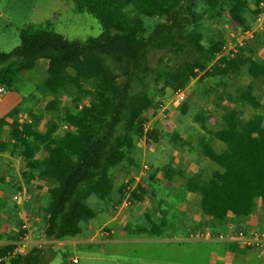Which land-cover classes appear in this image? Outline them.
Returning a JSON list of instances; mask_svg holds the SVG:
<instances>
[{
    "label": "trees",
    "instance_id": "trees-1",
    "mask_svg": "<svg viewBox=\"0 0 264 264\" xmlns=\"http://www.w3.org/2000/svg\"><path fill=\"white\" fill-rule=\"evenodd\" d=\"M197 1L83 0L84 9L101 24L97 37L81 44L39 25L27 24L19 30V44L9 52L0 51V84L5 89L13 88L17 74L38 66L47 74L45 90L53 94L64 87L75 90L70 107L60 106L57 98H48L44 112L50 120L43 133L35 131L39 119L33 117V125H9L13 142L8 143L3 139L7 123L0 119V153L19 148L23 161L40 166L39 174L53 184L51 199L44 209L42 238L65 240L80 234V222L94 216L89 199H110L113 170L123 163L137 166L133 159L136 137L145 135L157 142L152 130H144L156 114L155 103L143 88L153 72L154 81H162V89L170 87L173 91L198 74L204 81L198 100L202 112L194 116L201 134L192 144L175 138L181 147L213 163L208 173L184 178L186 190L200 196L202 212L220 225L233 211L248 217L256 201L264 199V107L257 101L260 90L254 82L264 78V64L245 51L213 62L221 45H201ZM201 1L210 20L217 23L224 8L222 2ZM259 1L255 0V5ZM228 6L230 19L244 27L242 13L247 2L230 0ZM141 17L163 21L145 34ZM187 27L193 29L187 31ZM184 41L191 43L199 59L169 62L159 58L156 67L150 68L149 52L178 58ZM261 43L264 47V35ZM239 74L247 75L252 84L236 87L232 94L227 81ZM229 93L252 108L254 115L244 119L236 105L226 107L223 102ZM84 96H88L87 101H83ZM138 101L141 105L136 108ZM205 103L211 105L210 110L204 108ZM188 107L184 103L182 113ZM212 113L221 122L215 132L206 127ZM63 123L70 129L55 136ZM218 143L224 148L220 149ZM39 151L45 156L41 163H35L33 158ZM165 168L167 172L170 169ZM170 178L166 175V179ZM143 193V188L133 190L130 201L139 200ZM14 248V242L0 247V264L5 259L9 264H42L47 254L37 246L17 254H13Z\"/></svg>",
    "mask_w": 264,
    "mask_h": 264
},
{
    "label": "crops",
    "instance_id": "crops-1",
    "mask_svg": "<svg viewBox=\"0 0 264 264\" xmlns=\"http://www.w3.org/2000/svg\"><path fill=\"white\" fill-rule=\"evenodd\" d=\"M251 55L264 64L259 55ZM35 68L38 66L31 70ZM66 73L70 77L71 73ZM260 79L254 82L260 90L257 101L264 107V95L259 85L261 82L264 84V79ZM247 84H252V81L245 74H239L230 82L233 89ZM12 89L0 93V119L7 123L3 139L8 143L13 142L9 129L12 123L21 127L33 125V117H36L39 121L34 125L35 131L45 132L50 116L46 113L42 116L35 113V116L33 111L39 106H43L44 111L48 98H57L58 104L64 106L60 93L53 94L42 87L25 96ZM231 95L229 93L227 98H234ZM24 99L30 101L31 108H24ZM37 100L38 107L34 102ZM235 101L241 104L239 100ZM189 107L182 118L155 119L157 142L146 138L148 143L136 144L139 146L138 152L135 150L138 163L133 169L136 170L143 161L150 167L142 185L143 196L130 201L124 192L130 171L118 168L119 180L115 179L110 199L95 205L89 201L94 216L80 222V234L65 240L44 239L41 234L44 209L51 199L52 182L39 174L40 166H29L23 161L19 148L0 153V247L15 241L19 234L18 212L24 209L32 216L34 230V238L27 249L37 246L49 251L46 264H55L53 256L59 249L66 250L67 256H63L58 264H264L263 245L249 247L232 237L218 240L192 236L195 231L227 234L229 229L246 233L251 229L264 230V199L256 201L248 217H241L233 211L220 225L202 212L200 196L186 190L184 178L208 173L213 163L175 141V138H182L192 144L196 135L201 134L200 125L193 121L196 112L192 109L195 107ZM26 110L28 116L22 113ZM63 127L66 131L70 129L68 124ZM206 127L211 132L217 131L221 127L220 118L210 117ZM218 147L223 149L224 145L218 143ZM44 156L39 151L33 162L41 163ZM166 166L170 167L168 172ZM166 175L171 178L166 179ZM14 195H18V199H14Z\"/></svg>",
    "mask_w": 264,
    "mask_h": 264
},
{
    "label": "rangeland",
    "instance_id": "rangeland-1",
    "mask_svg": "<svg viewBox=\"0 0 264 264\" xmlns=\"http://www.w3.org/2000/svg\"><path fill=\"white\" fill-rule=\"evenodd\" d=\"M220 1L222 2V5H224V8L221 11V15L217 23L210 20V13L207 11L204 3L201 0L197 1L196 6V10L200 15L197 31L202 34L201 45L205 48L216 44L221 45V50L219 51L218 55L215 56L213 62L220 58L233 57L240 51L259 55L262 62H264V47L261 43V38L264 35V21L260 22L256 18V15L259 14V10H257V5H255L254 2L255 0H245L247 2V6L242 13V16L245 20L244 27H240L235 21L230 19L228 13V5L230 0ZM80 8H83V11H80ZM141 18L145 25V34H148L156 23L163 21L162 18ZM26 24L39 25L38 27H43L47 30L54 31L67 40L77 41L81 44H84L90 38L97 37L102 31L101 24L98 22V20L84 9L83 0H0L1 51L7 52L19 44L18 30ZM191 29L193 28H186L187 31H190ZM159 58H163L164 61L174 62L176 60L191 61L193 59H199L200 56L198 53L194 52L191 43L184 41L183 53L178 58L173 54L165 55L164 53L159 52H149L147 63L150 65L152 70L156 67ZM43 72L44 70L41 67L20 72L16 75L13 89L11 91L17 90L23 96H25V94L28 95L37 88H43V80L47 76L46 73ZM68 72L71 73V71ZM154 77L155 74L153 72L146 78V81L144 82L145 85L143 86L144 90L149 93V97L154 101L156 108V114L154 118H151L150 121L145 125V129L152 130L156 134V129L153 125V123H155V119L167 120L169 116H178L182 118L186 112L182 113L180 107L184 103L188 104V101L189 105H194L195 109L192 110H194L196 114L198 111L202 112L198 106V100H200L199 95L203 90L202 85L204 83V81L202 82V77L200 74L187 80L186 84L183 86L185 88V101L181 105L172 104L171 101L174 96L173 89L170 87L162 89V81L156 83L154 81ZM232 80L227 82H229L228 90L233 94L235 88L233 89L230 85ZM260 80H262V78ZM259 85L261 86V90L264 95L263 82H261ZM86 87L90 88V85H86ZM74 91V89H68L67 87H64L60 91V101L64 104L63 107L71 106L72 96L75 93ZM211 97L212 94L210 95V98ZM227 97L228 96H225L223 102L226 107H234L236 105L242 110L244 119L250 118L254 115L255 111L252 108H249L247 105L242 103L240 104L238 101H235V98ZM257 97L260 98V95L258 94ZM87 100L88 96H84L83 101ZM34 102L38 107V100ZM160 103L166 104L167 106L163 112L158 111V106ZM22 105L25 109L31 108V103L28 99H24ZM140 105L141 103L138 101L136 108H139ZM204 108L206 110H210L211 105L205 103ZM188 109H190V107H188ZM35 113H37L38 116L44 115L45 112L43 111V106H41V108L39 106L35 112L33 111V114L37 116ZM212 114L214 116V113ZM193 121L196 122L194 118ZM64 124L66 123L61 124L57 129V136H60L64 131H66L63 127ZM136 138L135 150L137 151V147L139 146H136V144L145 143L147 139L145 135ZM135 155H133V159L137 162ZM143 162H141L139 166ZM143 164L148 163L144 162ZM139 166L136 168V170L139 168ZM118 168H127L128 171H130L128 173L129 177L125 181L126 183L133 181V178L137 176L139 171L134 170V167H132L131 164L123 163L119 167L115 168L112 172V179L114 182L115 179L116 181L119 180V173L117 170ZM91 200L92 204H99V200H97V198L92 197L89 199V201ZM34 226H36V231H38V225L35 222ZM54 249L55 246H53V250ZM45 252L49 253V251ZM66 254V250H56L53 256V263H60L63 259V256ZM48 260L49 258L45 256L42 264H46L49 262ZM3 264H9L8 259L3 260Z\"/></svg>",
    "mask_w": 264,
    "mask_h": 264
},
{
    "label": "built area",
    "instance_id": "built-area-1",
    "mask_svg": "<svg viewBox=\"0 0 264 264\" xmlns=\"http://www.w3.org/2000/svg\"><path fill=\"white\" fill-rule=\"evenodd\" d=\"M257 10H259V14L256 15L258 21H264V0H260L257 4ZM6 89L3 85L0 86V93L5 92ZM185 101V88L181 87L174 91V96L172 99V104L174 105H181ZM167 108L166 104L160 103L158 106V111L163 112ZM26 113L27 112H22ZM147 129H145L146 131ZM149 165L148 164H141L138 168V174L133 178V181L130 183H126L124 187V192L128 198L131 192L135 189L142 188L144 181L147 179L149 174ZM14 199H18V195H14ZM18 222H19V234L15 238L14 244V252L13 254L17 253H24L27 249V245L32 241L34 238V230H33V219L32 216L24 209H21L18 212ZM196 238L202 237H211L218 240H227L228 238L232 237L235 240L245 244L246 246H264V230L258 229H251L249 232L245 231H237L235 229L227 230V234L223 232H201L195 231L192 235Z\"/></svg>",
    "mask_w": 264,
    "mask_h": 264
}]
</instances>
